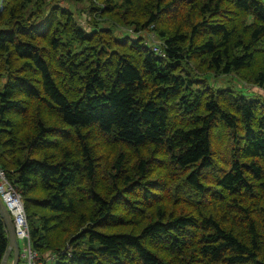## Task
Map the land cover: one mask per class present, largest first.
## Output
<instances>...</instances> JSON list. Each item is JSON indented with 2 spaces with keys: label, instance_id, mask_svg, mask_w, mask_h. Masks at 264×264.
<instances>
[{
  "label": "trees",
  "instance_id": "1",
  "mask_svg": "<svg viewBox=\"0 0 264 264\" xmlns=\"http://www.w3.org/2000/svg\"><path fill=\"white\" fill-rule=\"evenodd\" d=\"M67 1L0 8V166L43 264H264V98L205 76L264 91V1Z\"/></svg>",
  "mask_w": 264,
  "mask_h": 264
},
{
  "label": "built area",
  "instance_id": "2",
  "mask_svg": "<svg viewBox=\"0 0 264 264\" xmlns=\"http://www.w3.org/2000/svg\"><path fill=\"white\" fill-rule=\"evenodd\" d=\"M1 8V0H0ZM152 40L157 43L154 39V35H150ZM153 50L163 55L160 47L154 46ZM0 199L2 200L5 208L7 209L10 218L12 220L14 233L17 242L22 241V247L19 246V259L17 264H43L40 254L36 249L31 246L29 240L28 224L26 215L23 207V201L20 193L16 190L11 181L7 178L6 172L0 166ZM54 258L53 253L48 254L46 260H52Z\"/></svg>",
  "mask_w": 264,
  "mask_h": 264
},
{
  "label": "rangeland",
  "instance_id": "3",
  "mask_svg": "<svg viewBox=\"0 0 264 264\" xmlns=\"http://www.w3.org/2000/svg\"><path fill=\"white\" fill-rule=\"evenodd\" d=\"M64 4L68 5L70 9L74 11V4L68 2L67 0H64ZM76 16L79 17L80 20L82 19L81 21H79L80 24H82L83 26H86L88 24L87 20L86 19L84 20V17L86 18L84 13L81 15L76 14ZM101 26H109L113 28V33L117 38H122L126 35H133L130 34L126 29H121L117 26H112L109 23L101 24ZM86 27L88 28V25ZM143 34H145V32H143L141 35L143 36ZM205 76L207 78L208 83L213 87L230 88L237 91H241L246 95H252V96L254 95L264 98V91L261 88L257 86L245 84L242 81H240L238 78H236L233 74L214 76L212 73H209L206 74ZM18 243L19 246L22 247L23 245L22 241H19Z\"/></svg>",
  "mask_w": 264,
  "mask_h": 264
},
{
  "label": "water",
  "instance_id": "4",
  "mask_svg": "<svg viewBox=\"0 0 264 264\" xmlns=\"http://www.w3.org/2000/svg\"><path fill=\"white\" fill-rule=\"evenodd\" d=\"M0 217L3 219V222L5 224L8 233L7 249L1 259L0 264H7L9 255L12 256L10 264H17L19 259L18 242L14 233L12 220L1 199H0Z\"/></svg>",
  "mask_w": 264,
  "mask_h": 264
},
{
  "label": "crops",
  "instance_id": "5",
  "mask_svg": "<svg viewBox=\"0 0 264 264\" xmlns=\"http://www.w3.org/2000/svg\"><path fill=\"white\" fill-rule=\"evenodd\" d=\"M11 260L8 259L7 264H10Z\"/></svg>",
  "mask_w": 264,
  "mask_h": 264
}]
</instances>
